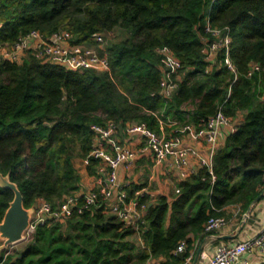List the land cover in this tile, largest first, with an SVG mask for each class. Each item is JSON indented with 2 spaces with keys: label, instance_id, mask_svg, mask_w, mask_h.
<instances>
[{
  "label": "trees",
  "instance_id": "1",
  "mask_svg": "<svg viewBox=\"0 0 264 264\" xmlns=\"http://www.w3.org/2000/svg\"><path fill=\"white\" fill-rule=\"evenodd\" d=\"M206 19L229 29L234 72L223 51L213 64L206 60L202 50L214 39ZM116 29L124 36L108 43L105 72L67 70L30 51L16 62L0 60V174L17 186L25 209L38 199L55 209L75 194V159H87L96 176L101 161L88 158L92 125L197 130L221 109L235 130L217 148L212 171L198 167L170 201L135 195V184L125 188L142 213L137 230L99 201L63 222L37 224L20 250H0V264H183L209 217L238 206L242 218L264 188V0H0V47L31 31L45 39L66 31L82 44L97 33L114 38ZM162 47L181 64L169 99L159 95ZM253 65L259 69L248 76ZM13 197L0 186V222ZM181 242L185 250L174 253Z\"/></svg>",
  "mask_w": 264,
  "mask_h": 264
},
{
  "label": "built area",
  "instance_id": "2",
  "mask_svg": "<svg viewBox=\"0 0 264 264\" xmlns=\"http://www.w3.org/2000/svg\"><path fill=\"white\" fill-rule=\"evenodd\" d=\"M205 32L214 39L203 48L202 52L210 64L214 63L215 56L219 51L224 52L223 64L234 72L235 67L229 57L230 33L227 27L223 29L212 28L208 19L205 23ZM71 35L66 31H59L50 38H43L38 32L31 31L20 38L10 47H0V60L16 62L27 52H32L38 59L64 67L71 71L94 70L105 72L108 70V59L105 54L108 46L109 36L94 34L91 42L72 44ZM160 56V69L162 78L159 84V95L163 99H169L176 88L174 77L181 68L180 61L174 56L171 49L162 47L157 50ZM258 65H253L248 73L258 71ZM176 125L175 121H169L168 126ZM93 137L88 158L101 161L97 168L95 188L83 194H72L67 196L57 208L53 209L43 199H38L30 216L29 226L23 236L29 241L35 231L37 224L46 222H63L69 218L74 211L78 214L89 209L97 202H103L107 212L123 221L126 225L134 226L143 223L142 213L136 208V202L128 199L125 188L128 186L119 181V170L122 167H131L140 153L149 151L156 164L170 161L180 172V180L193 174L190 161L195 160L199 167H206L212 171V162L217 148L221 144V137L234 132L235 122L228 118L221 109L207 119L200 120L199 129L195 130L196 139L203 144L204 149L183 144L181 134L190 131L192 125H186L181 129H175L171 134H166L149 129L144 123H131L126 125L124 132L128 135L141 137L145 145L138 149L130 148L116 139L118 126L112 122L105 126L92 125ZM88 164L87 159L84 160ZM264 182V177H263ZM178 192V189H175ZM135 195H141L136 191ZM81 201L79 202V198ZM228 221L225 217L211 216L204 224V233L213 234L227 227ZM186 245L181 242L174 253H181ZM258 253L264 259V226L260 231L245 241L238 242L232 246H217L207 264H249L246 254ZM192 255H189L183 264H190Z\"/></svg>",
  "mask_w": 264,
  "mask_h": 264
},
{
  "label": "crops",
  "instance_id": "3",
  "mask_svg": "<svg viewBox=\"0 0 264 264\" xmlns=\"http://www.w3.org/2000/svg\"><path fill=\"white\" fill-rule=\"evenodd\" d=\"M194 132L195 129L192 126L190 131L181 134L183 144L197 147L200 150L204 149L203 144L196 139ZM115 136L120 143H124L130 148L138 149L145 145V141L141 137L128 135L123 130L118 131ZM223 139L224 136L221 137L220 141L222 142ZM73 164L80 177L79 190L76 193L83 194L94 189L96 176L88 174L84 159H75ZM190 167L196 170L199 165L195 160H191ZM118 179L121 183L126 185L135 184L140 186L141 194L147 193L151 197L163 195L168 197L169 201V196L176 189L177 183L181 181L180 172L172 162L166 161L162 164H156L149 151L140 153L131 167L120 168ZM260 195V199L252 206L244 222H242L243 216L242 218L239 217L238 213H240V209L238 206H228L222 210L225 214L222 217L226 218L228 225L224 229L218 230L213 234L204 233L205 236L200 241L199 239H195L194 246L196 251L202 243L201 253L195 264H207L217 246H232L253 237L260 231L262 226H264V188ZM34 207L35 206H33L32 209ZM195 254L190 264H194ZM245 257L249 264H260L264 260L258 253L246 254ZM156 263L157 261L152 260L147 264Z\"/></svg>",
  "mask_w": 264,
  "mask_h": 264
},
{
  "label": "water",
  "instance_id": "4",
  "mask_svg": "<svg viewBox=\"0 0 264 264\" xmlns=\"http://www.w3.org/2000/svg\"><path fill=\"white\" fill-rule=\"evenodd\" d=\"M0 186L10 189L14 194L13 200L9 204V207L6 210L2 221L0 222V239L3 240V244L0 247L1 250L7 246L23 241V233L29 226V220L33 209H25L23 207L22 195L17 186L9 180L8 176H3L0 174ZM260 197L261 195L256 197L249 205L248 209L243 215L242 222L246 220L252 206L260 199ZM201 248L202 243L196 251L194 264L201 253Z\"/></svg>",
  "mask_w": 264,
  "mask_h": 264
},
{
  "label": "rangeland",
  "instance_id": "5",
  "mask_svg": "<svg viewBox=\"0 0 264 264\" xmlns=\"http://www.w3.org/2000/svg\"><path fill=\"white\" fill-rule=\"evenodd\" d=\"M123 36L124 35L122 34V32L119 29H116L115 32H114V38L112 36H110L109 39H108V43L110 44V43H112L115 40H118L120 38H123ZM166 134H171V131H169ZM135 238H137V237L135 236ZM26 242H27L26 240H23V241H20V242L14 244V245L7 246L6 248H3V249L6 252H8V253H13L15 251L20 250L26 244ZM137 243L140 244L141 242L138 240ZM2 244H3V240L0 239V247H1Z\"/></svg>",
  "mask_w": 264,
  "mask_h": 264
}]
</instances>
